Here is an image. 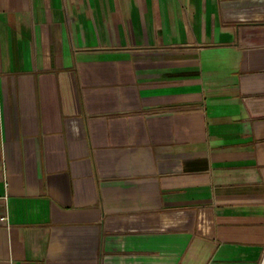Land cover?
<instances>
[{
  "label": "crops",
  "instance_id": "obj_1",
  "mask_svg": "<svg viewBox=\"0 0 264 264\" xmlns=\"http://www.w3.org/2000/svg\"><path fill=\"white\" fill-rule=\"evenodd\" d=\"M0 264H257L264 0H0Z\"/></svg>",
  "mask_w": 264,
  "mask_h": 264
},
{
  "label": "built area",
  "instance_id": "obj_2",
  "mask_svg": "<svg viewBox=\"0 0 264 264\" xmlns=\"http://www.w3.org/2000/svg\"><path fill=\"white\" fill-rule=\"evenodd\" d=\"M0 226H4L6 228L9 227L8 218L6 216L0 217ZM257 264H264V245L262 247L260 257Z\"/></svg>",
  "mask_w": 264,
  "mask_h": 264
}]
</instances>
